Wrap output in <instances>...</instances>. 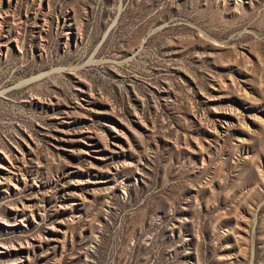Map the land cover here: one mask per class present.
Masks as SVG:
<instances>
[{"label": "rangeland", "instance_id": "374dc122", "mask_svg": "<svg viewBox=\"0 0 264 264\" xmlns=\"http://www.w3.org/2000/svg\"><path fill=\"white\" fill-rule=\"evenodd\" d=\"M0 264H264V0H0Z\"/></svg>", "mask_w": 264, "mask_h": 264}]
</instances>
